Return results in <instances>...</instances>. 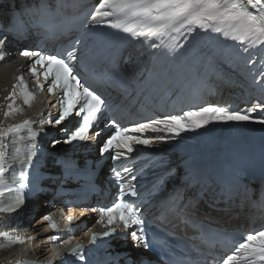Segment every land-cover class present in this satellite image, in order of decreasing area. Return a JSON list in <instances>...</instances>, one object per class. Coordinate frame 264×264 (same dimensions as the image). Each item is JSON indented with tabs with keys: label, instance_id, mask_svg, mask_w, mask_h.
<instances>
[{
	"label": "snow or ice",
	"instance_id": "1",
	"mask_svg": "<svg viewBox=\"0 0 264 264\" xmlns=\"http://www.w3.org/2000/svg\"><path fill=\"white\" fill-rule=\"evenodd\" d=\"M67 7V5L53 4L51 0H45L36 7L33 13L36 17V25L48 31L51 27L50 22L57 17L64 16L62 9ZM102 21H106L108 28L125 34L126 43L129 40H135L142 47L147 46L157 51L163 49L168 56L173 58L185 47L179 44L180 38L188 40L196 29L205 33L212 32L227 40L238 42L245 53L258 45L264 47V0H99L98 5L85 14L81 26L89 29L100 25ZM30 27L27 24L22 29L16 27L9 18L7 25L0 23V32L22 35L30 30ZM165 36L167 39H164ZM87 39V37L83 39L77 37L57 54H45L29 48L19 51V57L32 62L28 71L36 79V89L43 91L46 87L49 95L54 94L55 90L61 92L58 100V117L49 122L54 126H61L62 122L72 116L81 118L77 122L78 126L70 133L67 129H63L66 134L64 144L86 141L90 138L95 141L103 134V129H101L90 136V130L96 126L106 101L87 84L72 63L80 59V48L86 44ZM157 40L159 43L155 42ZM6 41L7 35L0 38V59L6 55L2 51ZM120 58L128 62L131 54L125 56L121 53ZM159 63V60L154 57L153 67L136 73L131 82H149ZM248 63L252 64L253 61L249 59ZM110 70L113 75L119 74V65L115 58L111 62ZM145 71L149 73L148 76H145ZM160 71L163 72V69ZM41 76L44 83L40 82ZM261 76L264 77V72ZM15 81L11 86V91L4 98L6 101H11L3 111L5 118L23 112V108L15 105L18 97L26 106H31L36 99L35 93L29 90L22 75L16 76ZM260 83L264 84V79L260 80ZM51 106L56 107V104ZM257 109L261 115L258 119H254L251 113L256 112ZM214 121L251 122L264 125V104H253L246 111L229 106L208 104L195 108L189 107L176 114L147 118L127 126L118 123L115 119L105 124V128L114 127V131L99 148V153L102 157L106 156L116 162V166L112 169V176L118 192L110 205L84 210L98 213L97 223L105 229L100 232L90 231L88 244H96L100 239L115 237L119 232L124 237L131 236L133 247L142 246L145 251L151 250L152 245L146 236L144 210L141 204L136 202L142 198L134 183L138 176L134 168L129 166L132 159L131 154L137 146L150 148L156 143L165 142L166 139H175L185 131H195ZM33 123L26 119L22 124L10 127L0 126V192L15 185L12 189L15 195L11 196L7 202L0 200V214H12L20 210L29 192L32 191L28 184L27 169L36 154L37 137L44 131L43 128L34 130ZM40 123H44L43 118ZM25 129L26 137L20 135V132ZM149 133L156 135L153 137L148 135ZM162 133L171 135H161ZM51 143L55 148L61 141L53 139ZM16 164L21 166V171L18 176L15 173L12 174L10 185L9 180L5 179V173ZM64 166L65 169L72 167L68 163ZM162 182L161 177L158 183ZM153 187L155 188L156 185ZM129 197L136 199H129ZM177 199L178 197H174L170 201L172 206L167 211L173 213L183 211L182 208L176 207ZM260 207L264 208V202H261ZM58 211L61 216L64 215V209ZM43 219L47 221L49 228L55 230L59 227L51 215H46ZM68 220L70 221L71 217ZM0 238L3 239L5 245L14 242V238L7 232L0 233ZM50 239L56 241L58 237L53 235ZM83 253L84 245L80 243L71 247L69 251V255L79 261L85 260ZM53 255L60 256V250L53 249ZM16 264H22V262L17 260ZM23 264H35V262L24 261ZM48 264H54V261L50 260ZM126 264H154V261L141 256L136 260L130 258ZM216 264H264V228L250 231L243 238V242L235 245L234 250L216 261Z\"/></svg>",
	"mask_w": 264,
	"mask_h": 264
},
{
	"label": "bare ground",
	"instance_id": "2",
	"mask_svg": "<svg viewBox=\"0 0 264 264\" xmlns=\"http://www.w3.org/2000/svg\"><path fill=\"white\" fill-rule=\"evenodd\" d=\"M248 59H251L253 61L252 64H249L247 62V69L248 74L242 75L239 80H244L245 82H249L255 78L261 79V73L264 72V47L256 46L253 48H250L247 57ZM2 84V83H0ZM4 103V97H0V112L2 110V106ZM1 224H4V221H2V218L0 217V229ZM42 230L40 227L39 220L32 223L29 233L26 237H24V240H28L31 242V246L35 248L36 255L41 254V242H42ZM12 251L8 252H0V264H9L11 262L7 261L8 256L10 255ZM41 256V255H40Z\"/></svg>",
	"mask_w": 264,
	"mask_h": 264
}]
</instances>
